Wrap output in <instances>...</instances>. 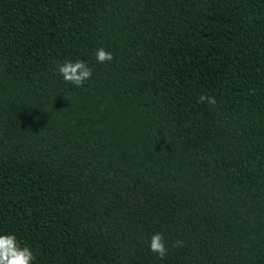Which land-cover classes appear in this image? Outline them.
I'll return each mask as SVG.
<instances>
[{
	"label": "trees",
	"instance_id": "trees-1",
	"mask_svg": "<svg viewBox=\"0 0 264 264\" xmlns=\"http://www.w3.org/2000/svg\"><path fill=\"white\" fill-rule=\"evenodd\" d=\"M7 233L32 264H264V0H0Z\"/></svg>",
	"mask_w": 264,
	"mask_h": 264
},
{
	"label": "clouds",
	"instance_id": "clouds-1",
	"mask_svg": "<svg viewBox=\"0 0 264 264\" xmlns=\"http://www.w3.org/2000/svg\"><path fill=\"white\" fill-rule=\"evenodd\" d=\"M95 58L98 63H105L113 60V54L106 51L103 47L97 49ZM56 71L63 77L65 82L82 87L84 82L91 78L92 69L87 66L83 60H66L57 65ZM207 102L215 106V97H207L201 95L198 102ZM176 241V244H181ZM149 250L155 253L159 258L163 259L168 249L162 233H154L150 238ZM35 256L28 246H21L17 241L15 234L7 233L0 235V264H32Z\"/></svg>",
	"mask_w": 264,
	"mask_h": 264
}]
</instances>
